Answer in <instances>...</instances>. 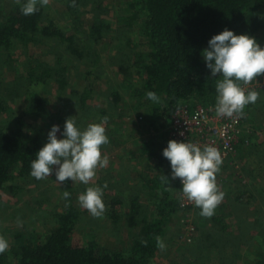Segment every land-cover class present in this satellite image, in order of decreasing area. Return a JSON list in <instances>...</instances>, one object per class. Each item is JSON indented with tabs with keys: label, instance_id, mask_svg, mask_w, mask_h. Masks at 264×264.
Listing matches in <instances>:
<instances>
[{
	"label": "trees",
	"instance_id": "16d2710c",
	"mask_svg": "<svg viewBox=\"0 0 264 264\" xmlns=\"http://www.w3.org/2000/svg\"><path fill=\"white\" fill-rule=\"evenodd\" d=\"M13 1L14 5L7 6L3 1L0 4V9L5 6L4 14L9 13L0 23V66L2 56L11 59L12 51L22 50L30 44L35 47L43 41H55L50 48L56 54L51 55L49 63L40 61L37 55L25 56V79L30 84L46 83L49 99L31 96L14 123L0 120V193L14 195L20 191V184L26 185L31 181V161L46 144L47 126L50 131L54 123L50 105L57 107L61 101L64 105L68 101L66 98L76 97L68 71H73L75 63L91 53L89 48L75 42L80 35L86 40L83 43L90 41L94 49L108 40L110 33L118 40L123 32L128 35L125 46L129 45L128 49L135 57L139 87L129 83L130 90L134 91L132 106L135 107L130 115L136 121L130 117L125 126H137L138 130H143L141 145L138 141L142 147L140 156L153 165L150 171L155 175L146 180L139 177L140 183L138 180L123 179L129 184L128 188H124L127 192H123L122 179L113 176L104 179L105 170L97 178L96 186L103 188L105 204V212L98 218L114 226L123 223L129 235L128 248H108L95 239L86 242L75 239L74 234L81 228L79 225L82 222L81 211L73 196L78 193L75 191L55 209L53 226L42 238L33 241L32 236L26 235L22 228V232H16L10 241V249L0 254V264H150L160 250L157 237L165 241L169 222L176 212L181 211L178 178H171L170 163L162 156L171 117L182 105L192 104L190 107L194 108L215 104V80L219 76L211 77L201 53L207 49L208 41L224 29L236 35H249L262 43L264 28L259 19L264 12V0H121L122 16L115 17L116 29L109 18L96 15L83 26L78 14L90 3L100 7L101 0H62L64 20L53 13L50 17L45 6L34 15L24 16L20 10L23 0ZM59 21H64L66 27L62 29ZM66 62L70 63L69 67H66ZM53 84L56 85L55 92L50 90ZM92 91L85 84L82 93H77L74 108L78 113L86 111V97ZM149 91L157 94L158 103L146 98ZM114 97L112 106L121 100L120 95L114 94ZM58 108L65 112L61 104ZM7 109V102L0 99V116L7 113ZM98 115V123L107 118L104 125L106 135L114 143L121 129L112 127L113 120L104 107ZM246 118L244 115V123ZM76 121L77 125L80 124L79 119ZM251 137L252 132H243L241 142L247 141L252 147ZM119 208L126 211L121 212ZM215 221L221 225L220 219ZM211 222H214L213 219ZM225 228L221 226L220 231ZM200 230L202 235L209 232ZM223 237L226 235L215 240L212 235L206 234L203 240H214L216 243ZM260 248L258 257L261 258L260 264H264V243ZM199 254L196 259H190L189 264H202ZM242 262L254 264L249 259Z\"/></svg>",
	"mask_w": 264,
	"mask_h": 264
},
{
	"label": "rangeland",
	"instance_id": "374dc122",
	"mask_svg": "<svg viewBox=\"0 0 264 264\" xmlns=\"http://www.w3.org/2000/svg\"><path fill=\"white\" fill-rule=\"evenodd\" d=\"M2 1L7 6L15 4L13 0H0V4ZM62 3V0H48L45 8L50 17L54 14L64 20L62 18L64 9ZM121 7V0H101L100 7L90 3L78 16L82 19L83 26L90 23L95 15L105 19L109 18L113 28L116 29L115 17L122 16ZM4 12H6L5 6L0 9V23L9 14H4ZM259 20L264 28V12L260 14ZM59 23L62 29L63 26L66 27L64 21H59ZM123 33L119 40L117 36L110 33L107 35L109 39L101 42L96 49L90 41L83 43L86 41L83 35L77 37L75 42L81 47L89 48L91 53L84 60L75 63L73 71L70 69L68 71L70 76H67L73 86V95L76 97L69 96L64 105L62 101L60 102L65 112L58 108L60 104H57V107H54V104L50 105L54 122L51 127L58 125L61 131H63L65 120L69 117L80 120V124L77 126L81 130L89 124L98 123V111L104 107L105 111L111 115L112 127L121 129L117 130L115 141L112 139L114 143L109 139V143L102 146V154L109 157V165L106 168L98 169L96 177L89 185L80 182L73 184L71 180L58 184L55 182V176L52 175L43 180L31 178V181L26 185L20 184V191L14 195L1 192L0 235L9 241V245L13 240V235L20 232L21 228L26 235L32 236L33 241L42 238L47 230L52 228L54 211L59 207V204H62L63 192L67 190L70 194L78 192L76 196L73 195L82 217L81 225H79L81 228L74 234L77 241L86 242L95 239L104 247L128 248L129 235L123 228V223L114 226L102 218L93 217L82 209L78 202V196L87 187L97 185V178L101 177L100 173L103 170H105L104 179L113 176L118 180L119 178L129 181L138 180L139 183V177L146 180L155 175L150 171L153 165L140 156L142 147L139 146L138 141L141 145L143 130H138L137 126H125L130 122V117L136 121L134 116L130 115L134 113L135 107L132 106L134 91L130 90L129 83H132L134 87H139V84L136 81L138 78L136 60L134 61L135 57H132V52L128 49L129 45L125 46V40L129 38L126 32ZM113 37L114 39L110 40ZM138 40L136 41L138 42ZM136 41L134 43H137ZM55 43V41L46 43L43 41L35 47L30 44L22 50L12 51L11 59L6 56L1 57L0 99L7 102L8 108L7 113L0 116L1 122L14 123L16 117L25 109L28 98L31 96H44L49 99V89L45 86L46 83L30 84L25 79V56L31 54L34 57L37 55L40 61L49 63L52 60L51 55L56 54V51L50 48ZM260 45L264 47V41ZM66 63V67H69L70 63ZM85 84L93 91L86 97L88 104L86 111L78 113V110L74 108L76 107L75 102L78 100L77 93H82ZM50 90L55 92L56 85L53 84ZM114 94L121 96V100L117 102L116 106L111 104L115 98ZM190 105L193 106L192 104L187 106L190 107ZM244 113L247 116L244 127L247 131L251 129L250 142L253 143V146L251 147L250 144L247 148L239 147L237 150L234 160L240 166L241 174L236 176L230 164L221 167L216 182L225 196L215 209L214 215L210 218L202 217L197 207L181 209L176 212L168 225V236L164 241L166 247L164 250L158 251L150 264H189V260L196 259L199 252L202 264H245L242 262L244 259H249V262H254V264L261 263L258 254L261 251L260 246L264 243V92L260 93V98L255 104L245 107ZM59 120L60 122H58ZM28 122L31 123V121ZM34 124L38 125V123ZM47 127L48 135L49 125ZM57 137L58 139L63 138L59 133ZM111 143L114 146H110ZM124 180L120 183H122L123 192H127V189L124 188H128L129 184ZM119 210L126 211L125 208H119ZM211 219L214 222H211ZM215 219H220L221 225ZM221 226L226 227L223 232L220 231ZM200 229H206L209 232L202 235ZM206 234L212 235L215 240L222 235H226V237L216 243L214 240L206 242L203 240Z\"/></svg>",
	"mask_w": 264,
	"mask_h": 264
},
{
	"label": "clouds",
	"instance_id": "9594fccd",
	"mask_svg": "<svg viewBox=\"0 0 264 264\" xmlns=\"http://www.w3.org/2000/svg\"><path fill=\"white\" fill-rule=\"evenodd\" d=\"M47 4L48 0H23L20 10L22 15L31 16ZM201 55L211 77L219 76L215 80L216 116L243 118L245 107L255 104L260 93L246 90L241 84L248 85L256 81V77L264 75V47L254 37L236 35L224 29L208 41V47ZM146 98L153 103L159 102V97L152 91L146 93ZM106 123L107 118L81 130L75 117H69L63 131L58 125H53L48 132L47 143L31 161L30 176L43 180L54 175L58 184L71 180L73 184L89 185L97 170L109 165V157L102 154V146L109 143ZM58 133L62 139H58ZM162 156L170 163L171 178L180 180L183 196L200 209L202 217H212L225 196L216 182V174L223 163L220 151L210 144L200 146L188 141L170 140ZM69 196L70 192L65 190L63 197L68 199ZM78 202L93 217H100L105 212L103 188L100 186L87 187L78 196ZM157 243L161 250L165 249L166 245L159 237ZM8 249L9 241L0 235V254Z\"/></svg>",
	"mask_w": 264,
	"mask_h": 264
},
{
	"label": "built area",
	"instance_id": "2783aa9c",
	"mask_svg": "<svg viewBox=\"0 0 264 264\" xmlns=\"http://www.w3.org/2000/svg\"><path fill=\"white\" fill-rule=\"evenodd\" d=\"M246 90H256L261 93L264 90V77H256V81L248 85L241 84ZM214 105H197L192 108L182 105L171 117L168 133L164 141L165 148L170 140L178 142H192L203 146L210 144L216 147L221 155L223 163L221 167L230 164L236 176L241 174L240 166L234 160L238 148H247V141L241 142L243 132L250 133L248 129L244 131L243 118H218L215 114ZM183 133V135H180ZM242 144V145H241ZM218 173L216 174L217 178ZM179 187L182 185L178 179ZM178 203L181 209L194 208V204L189 202L182 194L178 195Z\"/></svg>",
	"mask_w": 264,
	"mask_h": 264
}]
</instances>
